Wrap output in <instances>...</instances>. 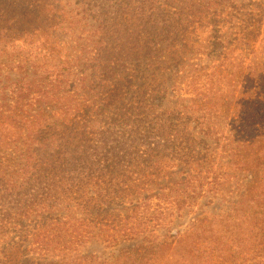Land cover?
Listing matches in <instances>:
<instances>
[{
    "label": "trees",
    "instance_id": "obj_1",
    "mask_svg": "<svg viewBox=\"0 0 264 264\" xmlns=\"http://www.w3.org/2000/svg\"><path fill=\"white\" fill-rule=\"evenodd\" d=\"M231 13L235 45L231 33L221 34ZM263 23L264 0H0L2 69L22 70L38 61L54 65L47 76L20 77L0 87V152L26 146L0 166V264H206L211 251L224 263L253 252L241 264H264V64H255L264 59ZM198 25L216 31L212 49L203 52L218 63L186 71L180 86L172 87L201 107L196 116L160 110L173 90L159 76L182 63L176 55L174 62L167 59L164 46L186 45ZM134 86L138 91L130 96ZM34 98L38 111H24ZM111 108L112 116L104 117ZM205 111L225 117L228 164L235 177L243 173L247 179L233 200L194 217L185 229L143 240L130 253L119 248L42 258L62 242L77 243L75 234L83 246L92 226L93 234L97 227L128 234L100 207L107 201V207L126 204L127 193L136 195L129 203L142 216L159 217L167 194L147 187L144 165L153 153L175 159L185 148L193 152L189 133L180 134L193 123L206 143L213 126L203 124ZM208 174L202 187L208 182L216 192L232 177L216 173L209 180ZM79 208L88 211L82 218ZM83 225L87 230L80 233ZM32 248L41 253L33 255Z\"/></svg>",
    "mask_w": 264,
    "mask_h": 264
},
{
    "label": "rangeland",
    "instance_id": "obj_2",
    "mask_svg": "<svg viewBox=\"0 0 264 264\" xmlns=\"http://www.w3.org/2000/svg\"><path fill=\"white\" fill-rule=\"evenodd\" d=\"M245 3L248 4L249 0H245ZM234 7L235 6H233L232 9ZM236 26V16L232 15L231 13V15L228 17L227 23L224 25V27H222L223 31L221 34L231 33L229 41L232 42L233 45L237 43V40L235 39ZM261 27L264 31V23ZM215 34L216 31L211 30L208 25H204L202 27L198 25L197 28L192 30L191 34H189L186 45H179L177 47L169 48L164 46L163 55L166 56L167 59L171 57V62H174L172 57L173 55H176V57H178L182 63L179 66L180 70H169L159 76L163 85H166V87H169V89L173 90L172 85L176 84L177 87L180 86V81L183 79L186 71H195L198 67H208L218 63V58H216L214 54H206L203 52L206 46L208 47L209 51L212 49V42L216 40V37H214ZM257 49L258 51L261 50L259 44H257ZM262 55L263 53H260V56ZM254 56V53L250 55V58L247 59L246 66H248L250 59L254 58ZM4 61H6V59L0 60V87L6 84L8 81L17 80L20 77H25L27 80H29L34 78L39 79L40 76H47L52 72V66H54L53 63H43L42 61H38L29 63V67L23 68L22 70L14 69L8 71V66L7 68L2 69V66L5 63ZM253 61L254 60H252V62ZM13 64L16 65V62ZM255 64L263 65L264 59L261 57L256 59ZM136 86H134V88L129 91L130 96L138 91ZM1 95L2 92L0 91V96ZM156 105H158V102H156ZM199 107H201V103L199 101L193 100L189 95H185L182 91L174 89L173 91L168 92L165 99H163V104L160 106V110L164 108L169 110L177 109L181 112H189V114H194L196 116ZM23 109L26 112L38 111L35 98L27 104H24ZM113 109L114 108L108 110L104 117H111L113 114ZM202 115L203 124H207V121H210V124L213 126V133L207 139L208 141L206 143L201 140L202 132L200 130V126L195 127L196 125L193 123L189 126L187 131H180V134H183V132L189 133L190 145H192L194 149L193 152L190 150L187 151L185 148L179 152L177 156L178 158L175 159L171 156H159L157 154L153 156V154H155L153 153L152 161H149V164L144 165L148 166L145 167L146 170L144 172L145 176L147 177H144L148 184L147 187L153 186L158 190H163V192L167 194L166 197L161 199V201L163 200L164 203L159 204V209L162 211V214H157L159 216L157 217L158 219L165 218V224H160V222H157L156 217L154 220H151L149 218V216L152 215L150 212L148 213V216H142L141 209L133 208L132 203H129V200L137 198L136 195L134 193L125 194V192H123V194L126 195V204H116L113 207H107L109 203L107 201V204H103V206L100 207H103L101 209L103 214L108 217L112 215L113 219L115 220V224H118V226L124 224L128 234H126L123 230H121L119 233L115 232L117 228L112 230L111 233H106L104 229L103 231H100L97 227L95 232L97 235H95L93 234L95 228L92 226V234L91 236H86V238H83V240H85V244H83V246H80L78 243L80 235L73 234L74 237H76L74 239L77 243L68 245V242H62L59 248L57 247L51 250H46L43 253L42 258H51L56 255L67 253L75 254L78 251L80 253H84L86 251H96L98 253L108 254L112 251H117L119 248L130 253L131 247L142 243L143 240H153L155 239L156 235V239H159L160 237L163 238L162 233H167V229H172L174 232L185 229L188 227V225H190L191 220L194 217L209 216L213 210L219 209L227 205L229 200H233L232 196L235 195L236 189H238L240 185L244 184L247 179L244 178L245 174L243 173H238V175L235 177L234 175L237 171L234 170L232 164H228L230 161V159H228L230 152L225 151L223 146L228 142L229 126L227 125L225 117L221 115L217 117L209 111H205V113L203 112ZM177 128L179 129L181 127ZM25 150L26 146L22 145L21 143H19L18 147L16 148L10 147L3 150L0 152V166L10 163L14 157H19L22 153H24ZM185 152L186 154L183 155ZM187 160H189V164L186 165L184 161ZM183 166L187 167L185 172H182L181 168L177 169L178 167ZM228 172H230L232 176L230 177V181L221 185L217 192L215 189L212 191L210 190L212 185L208 184V182H204V186L202 187L203 184L201 181H205L202 177H206L208 173V179L210 180L215 176L216 173L225 174ZM184 188L186 189L184 190ZM114 207L116 211L113 213L112 211L114 210ZM75 211L78 213L77 218H82V215H85L88 212H82L80 208L78 210L75 209ZM94 216H98L96 210L94 212ZM98 217H96V221ZM86 220L91 221L90 218H87ZM80 228V233L83 232L82 230H87V227L84 225L80 226ZM154 229L155 233H151L154 231ZM70 234V231H66L64 236L69 238L71 237ZM158 236L160 237L158 238ZM32 251L33 255L36 256L41 253L39 250L34 251V248H32ZM211 253L212 254L210 256L212 258L206 264H241L243 261L242 259L247 261V258L251 259L254 254L253 252L251 253V256L244 254V257H241V259H234L231 262L224 263V260L219 255V252L211 251ZM259 255H261V253H259ZM196 264L199 263L197 262Z\"/></svg>",
    "mask_w": 264,
    "mask_h": 264
}]
</instances>
